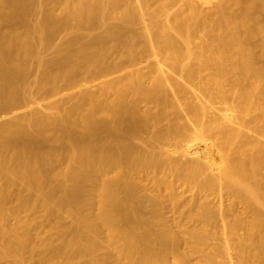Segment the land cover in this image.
<instances>
[{"label":"bare ground","instance_id":"obj_1","mask_svg":"<svg viewBox=\"0 0 264 264\" xmlns=\"http://www.w3.org/2000/svg\"><path fill=\"white\" fill-rule=\"evenodd\" d=\"M0 264H264V0H0Z\"/></svg>","mask_w":264,"mask_h":264},{"label":"rangeland","instance_id":"obj_2","mask_svg":"<svg viewBox=\"0 0 264 264\" xmlns=\"http://www.w3.org/2000/svg\"><path fill=\"white\" fill-rule=\"evenodd\" d=\"M52 55V53H48V56H51ZM68 95V94H67ZM62 96L63 97H65L64 95H59V97L58 98H56V97H54L56 100L58 99V101H60L59 100V98H62ZM69 96V95H68ZM68 96H67V98L65 97V99H68ZM52 98V97H51ZM50 97L49 98H47V100L48 99H50V100H53V98L51 99ZM63 99V98H62ZM61 99V100H62ZM64 99V101H66ZM47 100H46V98L44 99V100H41L42 102L40 103V101H39V103L38 104H36V105H33L34 106V108H36V106H38L39 108H40V105L43 103V107L41 106V108L40 109H44V110H42L43 112H46V106H47V104L49 103V100H48V103H47ZM63 100H62V102H64ZM51 102V101H50ZM72 103V101L71 100H67L66 102H65V106H69L70 104ZM40 104V105H39ZM38 110V109H37ZM39 111H41V110H39ZM243 233V231L242 230H240V231H238L235 235H234V237H237V236H239V235H241Z\"/></svg>","mask_w":264,"mask_h":264}]
</instances>
